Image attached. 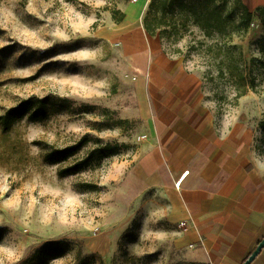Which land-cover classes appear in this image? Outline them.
Masks as SVG:
<instances>
[{"label":"rangeland","instance_id":"374dc122","mask_svg":"<svg viewBox=\"0 0 264 264\" xmlns=\"http://www.w3.org/2000/svg\"><path fill=\"white\" fill-rule=\"evenodd\" d=\"M150 1L0 0V115L46 104L41 120L0 127V264H204L161 215V196L139 193L145 119L130 65ZM244 7L174 0L151 14L163 52L199 81V112L241 128L264 160V18L248 10L247 22ZM76 144L66 161H44Z\"/></svg>","mask_w":264,"mask_h":264},{"label":"crops","instance_id":"0c3cea01","mask_svg":"<svg viewBox=\"0 0 264 264\" xmlns=\"http://www.w3.org/2000/svg\"><path fill=\"white\" fill-rule=\"evenodd\" d=\"M241 2L251 12L264 8V0ZM141 10L133 38L142 51L130 65L145 119L134 164L139 193L161 196V215L177 227L184 223L178 230L195 258L242 264L264 237V160L241 128L228 130L199 112V81L145 32ZM250 264H264V247Z\"/></svg>","mask_w":264,"mask_h":264},{"label":"trees","instance_id":"16d2710c","mask_svg":"<svg viewBox=\"0 0 264 264\" xmlns=\"http://www.w3.org/2000/svg\"><path fill=\"white\" fill-rule=\"evenodd\" d=\"M173 1L174 0H151L149 2L148 10L142 19L143 29L148 35L158 36L156 35V32L157 30H159V27L157 25L158 19L154 14L152 15L151 13H156L158 11L164 12L168 9L169 6L172 5ZM255 11L258 19L264 18V8H259ZM243 16L247 22H249L252 18V14L248 12V9L245 7L243 9ZM122 18L123 14L120 15L118 19L119 22L122 21ZM242 94H244V92ZM45 114L46 104L43 99L22 100L17 105L7 109L2 115H0V127L2 131L6 132L15 122L19 121L22 118L26 117L28 120L36 122L41 120L45 116ZM78 150L79 146L77 144L67 148L53 149L51 151H48L44 155V161L49 164L63 162L68 158L74 156L78 152ZM81 165V162L74 163L73 165L60 170L59 175L62 176L65 174H75L76 172H78Z\"/></svg>","mask_w":264,"mask_h":264},{"label":"water","instance_id":"95a60500","mask_svg":"<svg viewBox=\"0 0 264 264\" xmlns=\"http://www.w3.org/2000/svg\"><path fill=\"white\" fill-rule=\"evenodd\" d=\"M264 247V237L257 243L255 249L242 264H250Z\"/></svg>","mask_w":264,"mask_h":264},{"label":"built area","instance_id":"2783aa9c","mask_svg":"<svg viewBox=\"0 0 264 264\" xmlns=\"http://www.w3.org/2000/svg\"><path fill=\"white\" fill-rule=\"evenodd\" d=\"M132 1L135 2L136 0H132ZM140 138H143V137H140ZM140 138H139V139H140ZM184 175H185V173L183 174V176H184ZM179 183H180V181H177V182L175 183V187L178 188ZM178 228L184 230V229H185L184 223H180V224L178 225Z\"/></svg>","mask_w":264,"mask_h":264}]
</instances>
